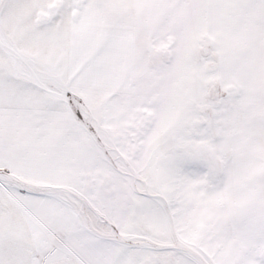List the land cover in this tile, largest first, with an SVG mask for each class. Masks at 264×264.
<instances>
[{
	"label": "snow or ice",
	"instance_id": "6c2138e0",
	"mask_svg": "<svg viewBox=\"0 0 264 264\" xmlns=\"http://www.w3.org/2000/svg\"><path fill=\"white\" fill-rule=\"evenodd\" d=\"M0 264H264V0H0Z\"/></svg>",
	"mask_w": 264,
	"mask_h": 264
}]
</instances>
